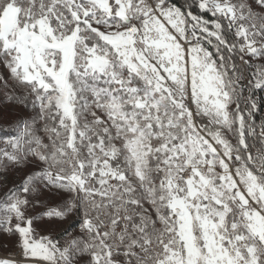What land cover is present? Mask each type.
<instances>
[{
    "label": "snow or ice",
    "instance_id": "obj_1",
    "mask_svg": "<svg viewBox=\"0 0 264 264\" xmlns=\"http://www.w3.org/2000/svg\"><path fill=\"white\" fill-rule=\"evenodd\" d=\"M0 65V264H264V0H0Z\"/></svg>",
    "mask_w": 264,
    "mask_h": 264
},
{
    "label": "rangeland",
    "instance_id": "obj_2",
    "mask_svg": "<svg viewBox=\"0 0 264 264\" xmlns=\"http://www.w3.org/2000/svg\"><path fill=\"white\" fill-rule=\"evenodd\" d=\"M183 9V8H182ZM0 76H8L7 69L0 65ZM22 89H17V94H21ZM264 92V89H263ZM33 115V112L30 108H24L23 106L10 105L5 99L4 95L0 93V148L4 147L3 140L6 136L14 134L15 132V122L20 119H28ZM41 136H44L42 126L39 133ZM45 142H47L46 137H44ZM234 142V141H233ZM27 169H25L26 171ZM219 170V169H218ZM23 173H10L7 177L8 185L10 186L12 182L19 183ZM4 177L0 175V180H3ZM60 202V197L56 195H46L42 198L41 204L35 209L31 210L32 214L41 216L43 211H46L49 207H56ZM45 221L41 223L40 228L38 229L42 235H52L55 238L61 240L62 242L69 237L64 233L60 232V228L63 225H67L69 220H73L72 217H69L68 220L63 221V225L58 223H49L48 218H43ZM79 218L77 217L73 220V227L69 230L71 234H75L79 231ZM19 248L17 244V237L11 234H8L4 231H0V258L15 257L18 253Z\"/></svg>",
    "mask_w": 264,
    "mask_h": 264
},
{
    "label": "trees",
    "instance_id": "obj_3",
    "mask_svg": "<svg viewBox=\"0 0 264 264\" xmlns=\"http://www.w3.org/2000/svg\"><path fill=\"white\" fill-rule=\"evenodd\" d=\"M173 2L177 6L185 8L187 4L190 3V0H173ZM193 11L198 13V9L196 8H193ZM253 94L257 104L260 106L258 111L255 113V122L257 127H259L261 122L264 121V92L263 89L254 90Z\"/></svg>",
    "mask_w": 264,
    "mask_h": 264
},
{
    "label": "built area",
    "instance_id": "obj_4",
    "mask_svg": "<svg viewBox=\"0 0 264 264\" xmlns=\"http://www.w3.org/2000/svg\"><path fill=\"white\" fill-rule=\"evenodd\" d=\"M170 2H173V0H170Z\"/></svg>",
    "mask_w": 264,
    "mask_h": 264
}]
</instances>
